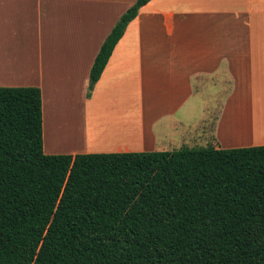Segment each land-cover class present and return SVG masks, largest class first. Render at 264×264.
Wrapping results in <instances>:
<instances>
[{
	"label": "crops",
	"instance_id": "obj_1",
	"mask_svg": "<svg viewBox=\"0 0 264 264\" xmlns=\"http://www.w3.org/2000/svg\"><path fill=\"white\" fill-rule=\"evenodd\" d=\"M0 0V86H39L47 154L264 145V0Z\"/></svg>",
	"mask_w": 264,
	"mask_h": 264
},
{
	"label": "trees",
	"instance_id": "obj_2",
	"mask_svg": "<svg viewBox=\"0 0 264 264\" xmlns=\"http://www.w3.org/2000/svg\"><path fill=\"white\" fill-rule=\"evenodd\" d=\"M0 264H264V145L47 154L42 89L0 86Z\"/></svg>",
	"mask_w": 264,
	"mask_h": 264
}]
</instances>
